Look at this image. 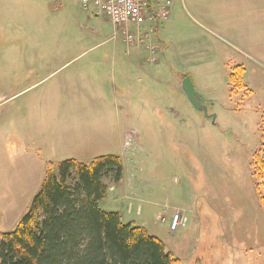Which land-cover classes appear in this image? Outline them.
I'll list each match as a JSON object with an SVG mask.
<instances>
[{"label": "rangeland", "instance_id": "rangeland-1", "mask_svg": "<svg viewBox=\"0 0 264 264\" xmlns=\"http://www.w3.org/2000/svg\"><path fill=\"white\" fill-rule=\"evenodd\" d=\"M159 1L171 6L151 65L81 0H0V242L49 164L114 155L124 177L104 180L101 210L180 264H264V176L259 195L251 165L263 149L264 0ZM236 67L244 88L230 82ZM179 73L211 99L212 119ZM175 214L187 224L171 231Z\"/></svg>", "mask_w": 264, "mask_h": 264}, {"label": "trees", "instance_id": "trees-1", "mask_svg": "<svg viewBox=\"0 0 264 264\" xmlns=\"http://www.w3.org/2000/svg\"><path fill=\"white\" fill-rule=\"evenodd\" d=\"M243 67L230 82L244 88ZM264 132V120L261 124ZM253 176H264L263 149L252 161ZM123 181L120 157L95 158L90 164L65 160L49 164L33 203L13 232L1 236L0 264H180L164 243L146 229L124 224L119 213L101 210L107 196L104 180ZM264 209V196L260 195Z\"/></svg>", "mask_w": 264, "mask_h": 264}, {"label": "built area", "instance_id": "built-area-1", "mask_svg": "<svg viewBox=\"0 0 264 264\" xmlns=\"http://www.w3.org/2000/svg\"><path fill=\"white\" fill-rule=\"evenodd\" d=\"M85 11L94 10L114 26V38H122L128 47L143 49L144 62L154 65L159 61L161 48L156 43L161 23L168 19L171 2L159 0H81ZM187 224V219L173 215L171 231Z\"/></svg>", "mask_w": 264, "mask_h": 264}, {"label": "water", "instance_id": "water-1", "mask_svg": "<svg viewBox=\"0 0 264 264\" xmlns=\"http://www.w3.org/2000/svg\"><path fill=\"white\" fill-rule=\"evenodd\" d=\"M183 91L187 95L190 103L193 107L199 111L206 114L207 118L212 119L214 116L207 114L206 104L211 102V99L205 98L203 95L198 93L194 87V84L190 77H186L183 81Z\"/></svg>", "mask_w": 264, "mask_h": 264}, {"label": "crops", "instance_id": "crops-1", "mask_svg": "<svg viewBox=\"0 0 264 264\" xmlns=\"http://www.w3.org/2000/svg\"><path fill=\"white\" fill-rule=\"evenodd\" d=\"M158 40H159V32H158ZM160 41V40H159ZM140 54V53H139ZM163 54H164V52H163ZM180 74V76H182V79L181 80H183L185 77H186V75H185V73H183V74H181V73H179ZM184 77V78H183ZM170 110H172V109H170ZM81 135H83V133L81 134ZM70 159H67V160H76V159H73V158H76V157H69Z\"/></svg>", "mask_w": 264, "mask_h": 264}, {"label": "flooded vegetation", "instance_id": "flooded-vegetation-1", "mask_svg": "<svg viewBox=\"0 0 264 264\" xmlns=\"http://www.w3.org/2000/svg\"><path fill=\"white\" fill-rule=\"evenodd\" d=\"M206 105H208V104H206Z\"/></svg>", "mask_w": 264, "mask_h": 264}]
</instances>
